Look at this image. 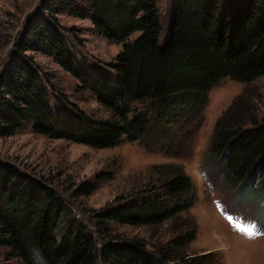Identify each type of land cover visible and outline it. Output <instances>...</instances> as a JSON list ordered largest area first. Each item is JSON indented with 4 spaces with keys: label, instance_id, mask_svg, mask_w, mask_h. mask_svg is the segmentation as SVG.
Listing matches in <instances>:
<instances>
[{
    "label": "trees",
    "instance_id": "1",
    "mask_svg": "<svg viewBox=\"0 0 264 264\" xmlns=\"http://www.w3.org/2000/svg\"><path fill=\"white\" fill-rule=\"evenodd\" d=\"M173 6L172 32L166 46L159 48L156 0H41L17 33L0 69V136H10L31 122L38 134L94 148L112 147L123 139H139L149 126L145 110L129 115L134 101L148 100L167 109L178 100L200 106L222 78L249 83L264 75V0H173ZM60 14L88 18L97 33L124 43L110 64L116 81L76 68L58 28ZM136 31L139 35L126 41ZM28 52L52 57L113 117L94 121L78 113L75 123L69 116L60 120L52 113L40 70ZM255 120L253 101L236 98L217 121L209 154L224 163L223 174L233 185L247 181L260 194L264 193V122L258 125ZM166 166L158 181L165 196L101 208L95 214V232L100 237L96 239L82 223L69 219L61 224L66 204L44 179L0 161V247L7 250L0 264H38L37 258L42 264H95L98 260L167 264L172 259H179V264H211V254L187 252L197 227L189 213L191 180L182 166ZM76 191L88 195L94 185L84 182ZM168 219H174V235L151 248L141 240L113 233L114 224L154 227Z\"/></svg>",
    "mask_w": 264,
    "mask_h": 264
},
{
    "label": "rangeland",
    "instance_id": "2",
    "mask_svg": "<svg viewBox=\"0 0 264 264\" xmlns=\"http://www.w3.org/2000/svg\"><path fill=\"white\" fill-rule=\"evenodd\" d=\"M40 2L0 0V69L13 48L17 33L37 11ZM156 9L160 24L157 45L164 48L172 32L173 0H156ZM57 20L76 68L92 77L116 81L117 73L110 64L124 43L109 41L97 33L88 18L60 14ZM138 35L136 31L126 41ZM28 55L40 70L50 108L60 120L69 116L75 123L78 113L94 121L113 117L91 91L83 88L80 80L52 57L41 52H28ZM240 96L253 101L255 122L263 124L264 75L249 83L225 77L206 93L200 106L195 102L194 109V105H184L181 100L168 109L148 100L132 102L129 115L145 110L150 117L145 134L134 141L123 139L112 147L94 148L35 133L32 123L28 122L14 134L0 136V161L16 166L29 176L44 179L66 204L61 224L69 219L82 223L96 239L100 237L95 232V214L101 208L124 204L131 199L140 201L156 194L165 196L158 182L164 176L162 168L167 164L180 165L192 183L187 197L191 201L189 213L197 226L195 239L188 244L187 252L211 254V264H264V193L258 194L247 181L233 185L223 174L224 163L209 154L217 121ZM84 182L94 185L92 193L81 195L76 191ZM173 222L174 219H168L154 227L114 224L113 233L141 240L151 248L174 235ZM252 225L255 227L251 234L244 231ZM58 232L55 236L60 240L62 235ZM98 242L100 247V240ZM6 251L0 247V260H4ZM37 260L42 264L39 258ZM179 261L172 259L167 264H179ZM95 264L105 262L98 260Z\"/></svg>",
    "mask_w": 264,
    "mask_h": 264
},
{
    "label": "snow or ice",
    "instance_id": "3",
    "mask_svg": "<svg viewBox=\"0 0 264 264\" xmlns=\"http://www.w3.org/2000/svg\"><path fill=\"white\" fill-rule=\"evenodd\" d=\"M237 227H240L239 225H237ZM254 225H252V226H248V227H246L245 229H244V231H246V232H248L249 234H251L252 233V231H253V229H254Z\"/></svg>",
    "mask_w": 264,
    "mask_h": 264
}]
</instances>
